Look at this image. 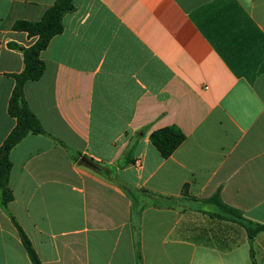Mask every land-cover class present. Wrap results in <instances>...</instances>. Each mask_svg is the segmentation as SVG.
Segmentation results:
<instances>
[{
    "label": "crops",
    "instance_id": "obj_1",
    "mask_svg": "<svg viewBox=\"0 0 264 264\" xmlns=\"http://www.w3.org/2000/svg\"><path fill=\"white\" fill-rule=\"evenodd\" d=\"M55 2L0 0V147L17 124L12 76L37 41L13 27ZM74 5L41 53L42 78L24 88L46 134L10 153L0 264H32L9 215L42 264H253L252 251L264 264V232L250 242L240 225L199 212L219 193L264 225V0ZM172 126L186 140L164 159L150 136ZM128 189L176 203L139 217Z\"/></svg>",
    "mask_w": 264,
    "mask_h": 264
},
{
    "label": "trees",
    "instance_id": "obj_2",
    "mask_svg": "<svg viewBox=\"0 0 264 264\" xmlns=\"http://www.w3.org/2000/svg\"><path fill=\"white\" fill-rule=\"evenodd\" d=\"M74 10V0H56L54 5L44 13L40 21H18L13 27L15 31L27 33L29 38H37V41L33 46L22 49L24 70L22 73L12 76L16 85L9 102L8 113L12 118L16 119L17 124L0 147V204L6 212L8 204L13 200L10 189V177L13 166L10 160L11 151L29 135L46 134L39 119L28 105L24 92L25 85L28 82L38 81L42 78L46 66L41 60V53L48 48L54 37L63 33V18L66 14L74 12ZM185 140L186 136L184 133L174 126L157 130L150 136L152 145L164 159L170 158ZM100 171L106 172L103 168H100ZM127 191L134 201L136 214L139 217L148 206L174 208L176 203L175 199L154 195L145 190L128 189ZM183 196L189 201L199 202L194 198L188 197L187 190H184ZM200 202L204 205V211H199L200 213L204 212L211 218L240 225L246 230L250 242L258 234L264 232V225L246 219L239 211L225 205L219 193L210 199ZM9 216L32 264H42L26 232L15 218L11 215ZM251 258L253 264H257L253 251L251 252Z\"/></svg>",
    "mask_w": 264,
    "mask_h": 264
},
{
    "label": "water",
    "instance_id": "obj_3",
    "mask_svg": "<svg viewBox=\"0 0 264 264\" xmlns=\"http://www.w3.org/2000/svg\"><path fill=\"white\" fill-rule=\"evenodd\" d=\"M82 162H83L86 166L90 167L91 169L99 170V168L97 167V165L94 164L93 162H91V161H90L89 159H87V158H83Z\"/></svg>",
    "mask_w": 264,
    "mask_h": 264
},
{
    "label": "rangeland",
    "instance_id": "obj_4",
    "mask_svg": "<svg viewBox=\"0 0 264 264\" xmlns=\"http://www.w3.org/2000/svg\"><path fill=\"white\" fill-rule=\"evenodd\" d=\"M184 211L189 212L190 213V208H188L187 206H180Z\"/></svg>",
    "mask_w": 264,
    "mask_h": 264
}]
</instances>
